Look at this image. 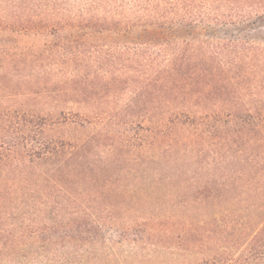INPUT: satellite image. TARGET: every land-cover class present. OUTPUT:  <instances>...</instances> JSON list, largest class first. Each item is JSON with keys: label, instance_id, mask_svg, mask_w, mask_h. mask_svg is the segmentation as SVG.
Returning <instances> with one entry per match:
<instances>
[{"label": "trees", "instance_id": "obj_1", "mask_svg": "<svg viewBox=\"0 0 264 264\" xmlns=\"http://www.w3.org/2000/svg\"><path fill=\"white\" fill-rule=\"evenodd\" d=\"M0 264H264V0H0Z\"/></svg>", "mask_w": 264, "mask_h": 264}, {"label": "rangeland", "instance_id": "obj_2", "mask_svg": "<svg viewBox=\"0 0 264 264\" xmlns=\"http://www.w3.org/2000/svg\"><path fill=\"white\" fill-rule=\"evenodd\" d=\"M220 30L217 28V26L213 27V26H207V32L209 34H215L217 32H219ZM147 34L146 30H138V32H136L135 34L132 35H128V36H121L120 39H118L120 42L121 41H136L135 37H139L140 40H142L143 36ZM68 111L72 112V113H80L83 114L85 113V108H84V102L83 103H77V104H73V105H69L68 106ZM93 110V109H92ZM96 127L98 126H93V125H86V128L84 127H71L68 129V135L69 136H76V135H84V132H91L93 131Z\"/></svg>", "mask_w": 264, "mask_h": 264}]
</instances>
